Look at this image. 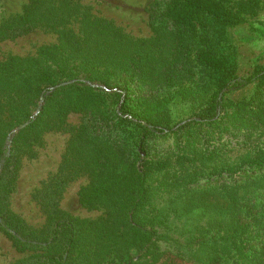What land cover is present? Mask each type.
Instances as JSON below:
<instances>
[{
	"label": "rangeland",
	"instance_id": "374dc122",
	"mask_svg": "<svg viewBox=\"0 0 264 264\" xmlns=\"http://www.w3.org/2000/svg\"><path fill=\"white\" fill-rule=\"evenodd\" d=\"M32 1L0 0V31L15 24ZM153 1L84 0L79 8L143 40L134 50L142 56L127 70L137 73L150 94L160 89L154 101L162 98L167 106L158 114L140 109L138 125L112 120L107 131L116 127L127 138L117 152L102 148L101 141L84 143L92 123L87 114L93 110L75 111L68 102L81 98L101 112L112 98L109 92L116 91L114 80L110 85L87 80L108 94L85 92L81 78L70 75L93 48L85 23L41 24L0 39V148L7 155L15 148L19 157L17 169L3 178L0 160V203L10 220L8 231L32 241L20 250L0 228V264H39L46 250L58 252L50 242L62 217L73 219L77 236L73 250L65 253L66 264H219L249 260L255 249L264 252V167L241 169L252 156L264 155V79L221 89L224 78L247 76L264 64V0H245L256 10L245 6V20L211 40L218 68L197 64L194 53L182 55L176 35L154 28ZM68 28L74 34L67 35ZM52 68L65 73L40 94L35 73ZM51 91L55 96L46 99ZM214 112L213 126L201 123ZM193 119L189 139L183 136L186 145L176 134H165L151 139L152 155L137 158L141 126L169 127ZM139 165L147 174V193L135 204ZM230 166L236 170L228 172ZM101 173L110 177L103 184L113 191L90 196ZM120 174L123 178L113 185ZM234 234L238 238L230 239ZM61 237L67 238V232Z\"/></svg>",
	"mask_w": 264,
	"mask_h": 264
},
{
	"label": "trees",
	"instance_id": "16d2710c",
	"mask_svg": "<svg viewBox=\"0 0 264 264\" xmlns=\"http://www.w3.org/2000/svg\"><path fill=\"white\" fill-rule=\"evenodd\" d=\"M83 1L33 0L31 6L27 8L15 24H9L0 31V39L29 32L41 24L54 27L59 22L62 24L63 22H69L71 19L72 22L79 20L80 23H85L84 33L87 35V41L91 40L93 42V48H89L87 58L82 59L80 65L75 66L74 70L70 72V75H72V78L83 79L79 80L84 84V87L82 86L81 88L85 92L100 96L101 94L105 96L108 94L101 87L86 84L85 81L87 80L98 83L102 82L107 85H110L111 80H114L113 83L115 84L116 91L109 92L112 98L109 102H105V111L103 110L101 112L99 107L95 108L88 104L86 100H81V98L68 100V102L70 103V107H76L75 111L79 110L80 112L87 113L93 110L92 114H87L89 116V122L92 123L88 125L87 129L85 128V131L88 133L83 140L84 143L89 140L92 142L101 141L102 148L106 150L110 148L113 152H117L125 146L127 138L116 127L109 130V132L107 131V128L111 126L109 123L112 120H130L138 125L140 124L138 119L142 115L140 109L155 110L158 114L162 110H166L167 106L162 98L154 101L156 97L161 96L162 92L160 89L156 90L157 94H150L148 92L149 90L142 86L143 81L136 77L137 73L133 70H127L128 65L137 62V55H134V50L143 40L132 39L110 21L101 19L90 11L79 12V8L84 6L82 4ZM249 3L245 0H154L150 7V21L156 30L163 32L167 30L171 34L176 35L178 39L177 50L178 52H183L182 55L190 57L194 53L197 64L201 63L206 68H218L221 64L216 61L218 57L214 52L211 40L214 38L217 39L220 33H225L226 28L244 21V14L248 9L251 11L256 10V7H253L254 4L251 3L250 6ZM245 6L248 9L244 10L246 8ZM69 33L74 34L70 28H68L66 34L68 35ZM70 45H73V43ZM43 52L46 51L43 50ZM141 56L142 52L140 51L137 57ZM77 57L79 58L81 56L77 55ZM107 61L109 64H106ZM168 67L170 68L171 66ZM173 67V71L170 72L171 74L177 68L175 63ZM59 70L61 68H52L51 70H42V72L35 73V79L39 82L37 89L40 94L51 83L58 82L56 79L62 78L65 72H60ZM263 79L264 64H260L247 76H228L224 78L221 83V89L228 88L229 91L241 89L251 84H258ZM74 85L75 83H72L69 86ZM51 92L46 96V99L55 96V91ZM217 107L215 104L212 109L215 111ZM208 111L211 112V109L209 108ZM147 113L145 111L143 114L147 115ZM214 116L215 112L205 117L201 123L210 127L213 126L217 122ZM150 120L151 117L148 118V121ZM195 121L193 119L180 125H178V122L169 127L160 126L157 123L152 124V126H141V128L145 129L142 132V137L136 144L135 153L137 158L140 159L144 156L152 155L153 152L148 147L152 143L151 139L164 136L165 134H176L180 144L183 146L186 145L188 140L187 138H183V136L189 134L187 133V129L189 128L187 126L192 125ZM175 126L178 128H175ZM118 128L122 129L123 126L120 124ZM189 136L190 134L188 135V139ZM207 141L209 140H205V142ZM0 160H4L3 178L5 175H9L17 169L19 162L18 150L11 148L10 154L7 155L6 149L4 147L0 148ZM243 165L245 166L241 169L245 172L258 171L260 167H264V155L256 154L249 158ZM234 170H236L235 166L228 168V172H233ZM134 174H137L136 178L139 179L137 195L133 197L134 203L136 204L146 197L147 189L145 186V178L147 174H145V170L141 165L134 170ZM125 177H128V174ZM122 178L123 176L120 174L112 184H117ZM108 179L110 177L107 174L101 173L100 184L91 188L90 196L97 197L112 192L113 190L110 189L109 184H103V181H107ZM6 216L7 212H2V204L0 203V228L6 230L18 249L23 250L28 248V245L32 241L25 238L19 231L18 236L8 231L7 227L9 228L10 226V220ZM10 218L14 219V216L11 214ZM64 231L67 232V238L63 240L61 234ZM76 238V226L73 219L62 217L60 220H57L50 243L57 246L58 252L46 250V252L38 256L41 259L39 264H66L65 253L73 250ZM234 238H238V236L234 234L233 237H230V239ZM243 253L247 256L245 251ZM261 254H264L262 250L255 249L253 254L248 256L252 260H223L219 264H264V260H258L261 258Z\"/></svg>",
	"mask_w": 264,
	"mask_h": 264
}]
</instances>
